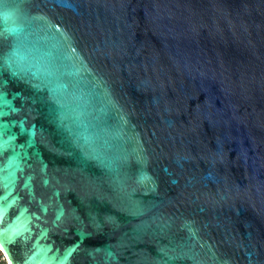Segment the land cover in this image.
<instances>
[{"label":"water","instance_id":"obj_1","mask_svg":"<svg viewBox=\"0 0 264 264\" xmlns=\"http://www.w3.org/2000/svg\"><path fill=\"white\" fill-rule=\"evenodd\" d=\"M10 264H264V0H0Z\"/></svg>","mask_w":264,"mask_h":264},{"label":"built area","instance_id":"obj_2","mask_svg":"<svg viewBox=\"0 0 264 264\" xmlns=\"http://www.w3.org/2000/svg\"><path fill=\"white\" fill-rule=\"evenodd\" d=\"M0 264H10L7 256L5 255V253L2 251V249L0 248Z\"/></svg>","mask_w":264,"mask_h":264},{"label":"bare ground","instance_id":"obj_3","mask_svg":"<svg viewBox=\"0 0 264 264\" xmlns=\"http://www.w3.org/2000/svg\"><path fill=\"white\" fill-rule=\"evenodd\" d=\"M1 248V247H0Z\"/></svg>","mask_w":264,"mask_h":264}]
</instances>
